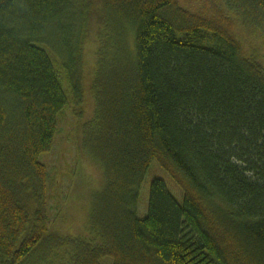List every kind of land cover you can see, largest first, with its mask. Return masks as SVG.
I'll list each match as a JSON object with an SVG mask.
<instances>
[{
  "label": "trees",
  "instance_id": "trees-1",
  "mask_svg": "<svg viewBox=\"0 0 264 264\" xmlns=\"http://www.w3.org/2000/svg\"><path fill=\"white\" fill-rule=\"evenodd\" d=\"M243 33L264 42V0H0V264H264V64ZM69 108L105 182L77 237L50 228L41 161ZM154 160L184 199L155 179L141 218Z\"/></svg>",
  "mask_w": 264,
  "mask_h": 264
},
{
  "label": "rangeland",
  "instance_id": "rangeland-1",
  "mask_svg": "<svg viewBox=\"0 0 264 264\" xmlns=\"http://www.w3.org/2000/svg\"><path fill=\"white\" fill-rule=\"evenodd\" d=\"M245 36L248 52L258 55L264 64V42L258 36ZM92 44H87V49L92 51ZM254 50H257L254 52ZM50 55L56 62L59 74L68 88L66 73L63 69L65 57L62 51L58 50ZM70 96V94H69ZM91 110L89 107L84 111ZM74 110L69 108L59 117L60 128L55 138L52 150L41 157V161L47 166L51 185L49 187V214L50 228L61 236H78L82 231L87 230L90 223L93 204L97 194L104 187L102 171L85 157L81 151L79 135L76 132L77 121L73 116ZM90 116V114H88ZM155 179H162L166 182L171 193L182 203L184 194L175 181L161 167L158 161L154 160L146 174L140 190L139 217H145L147 203L152 182ZM102 264H112L111 259H104Z\"/></svg>",
  "mask_w": 264,
  "mask_h": 264
}]
</instances>
